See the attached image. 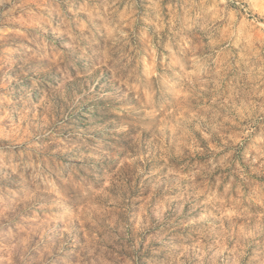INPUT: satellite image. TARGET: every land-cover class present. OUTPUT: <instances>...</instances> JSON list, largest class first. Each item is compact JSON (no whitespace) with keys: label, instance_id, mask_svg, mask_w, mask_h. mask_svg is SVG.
Masks as SVG:
<instances>
[{"label":"rangeland","instance_id":"rangeland-1","mask_svg":"<svg viewBox=\"0 0 264 264\" xmlns=\"http://www.w3.org/2000/svg\"><path fill=\"white\" fill-rule=\"evenodd\" d=\"M0 264H264V0H0Z\"/></svg>","mask_w":264,"mask_h":264},{"label":"clouds","instance_id":"clouds-1","mask_svg":"<svg viewBox=\"0 0 264 264\" xmlns=\"http://www.w3.org/2000/svg\"><path fill=\"white\" fill-rule=\"evenodd\" d=\"M97 83H99V81H97Z\"/></svg>","mask_w":264,"mask_h":264}]
</instances>
